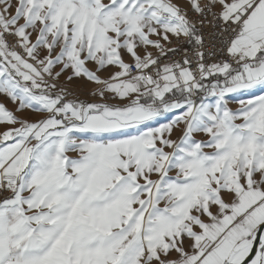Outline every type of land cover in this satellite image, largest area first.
Instances as JSON below:
<instances>
[{"label":"snow or ice","instance_id":"6c2138e0","mask_svg":"<svg viewBox=\"0 0 264 264\" xmlns=\"http://www.w3.org/2000/svg\"><path fill=\"white\" fill-rule=\"evenodd\" d=\"M257 90L264 0H0V264H264Z\"/></svg>","mask_w":264,"mask_h":264},{"label":"rangeland","instance_id":"374dc122","mask_svg":"<svg viewBox=\"0 0 264 264\" xmlns=\"http://www.w3.org/2000/svg\"><path fill=\"white\" fill-rule=\"evenodd\" d=\"M111 70H105L102 73H99L101 75L102 78H107L110 74ZM63 82V81H62ZM72 87L77 91V93L79 94V98L81 100H87L89 102H100L97 98L92 97L89 93L92 90V88L94 87V85L88 83L87 81H76L72 84ZM257 94H264L259 92V90H257ZM242 98H249L248 95L243 96ZM0 102H5L7 104V106L9 108H13L14 106L9 103L4 97L0 96ZM231 107L235 108L238 105L234 102L232 105H230ZM31 119H35L36 116L34 115H30Z\"/></svg>","mask_w":264,"mask_h":264},{"label":"built area","instance_id":"2783aa9c","mask_svg":"<svg viewBox=\"0 0 264 264\" xmlns=\"http://www.w3.org/2000/svg\"><path fill=\"white\" fill-rule=\"evenodd\" d=\"M211 31H212V29L207 28V27L204 29L206 43H208L210 46L214 43L213 38L210 36ZM173 46H176L175 41L173 42ZM175 59L179 60L180 57L177 56V57H175Z\"/></svg>","mask_w":264,"mask_h":264}]
</instances>
